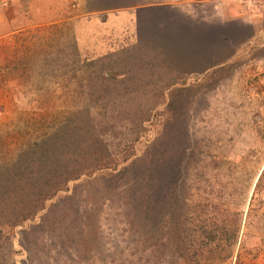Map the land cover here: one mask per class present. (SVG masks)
I'll return each instance as SVG.
<instances>
[{"label": "rangeland", "instance_id": "obj_1", "mask_svg": "<svg viewBox=\"0 0 264 264\" xmlns=\"http://www.w3.org/2000/svg\"><path fill=\"white\" fill-rule=\"evenodd\" d=\"M203 43L235 55L183 73ZM147 172L264 264V0H0V264H154L123 215Z\"/></svg>", "mask_w": 264, "mask_h": 264}, {"label": "trees", "instance_id": "obj_2", "mask_svg": "<svg viewBox=\"0 0 264 264\" xmlns=\"http://www.w3.org/2000/svg\"><path fill=\"white\" fill-rule=\"evenodd\" d=\"M133 35L136 38L135 34ZM127 37H130V35ZM124 108H128V106ZM116 119L117 121L121 120V118ZM124 119L129 122L126 124V128L137 132L141 121L139 116H130ZM103 126L106 127L108 125L103 121L101 127ZM94 143L90 140L84 146H86V149H89L91 148L90 145ZM99 147L100 150L103 149L100 145ZM177 155L180 156V152ZM147 158V156L144 158V163H146ZM63 168L62 162L58 170H52L47 174L50 176L53 174L59 175ZM149 173H146L143 181H140V183L139 181L136 183L130 182L131 189H128V195L125 196L123 211L127 228L133 234L138 235L134 247L141 258H144L146 261H152L154 264H157L162 257L177 258L180 264H224L231 258L233 260L231 264H252L243 259L248 260V257L234 253L236 236L238 234L236 223H238L240 218L237 213L234 215L233 220H227L230 223L228 224L230 227L225 229H216L207 224L204 226L202 224L200 226L188 224L189 222H186L187 215L185 214V210L176 209V211L171 212L170 206H173L174 198H177L172 197L173 199L167 200L170 197L169 192L171 190L167 191V198L163 197L162 192L164 189H162L161 194L158 196L155 195L154 191L151 194ZM117 175L116 173L105 178L109 182H105V185L111 190L114 187L113 181ZM72 176H75V174L66 175L65 179ZM149 176L151 177V174ZM47 179L48 177L45 178V180ZM47 184L50 185L51 183ZM134 186H138L139 188L135 190L136 187L134 188ZM165 187L168 188L170 186L166 183ZM66 198L70 199L71 195L66 196ZM68 207L72 210L73 203L68 204ZM52 208L53 205L43 214L40 220L41 224L47 220L54 221L51 217ZM69 209L65 210V212H68ZM232 223L235 225L232 226ZM63 226H66V223ZM30 231L32 232V229ZM256 256L257 254L252 258H256Z\"/></svg>", "mask_w": 264, "mask_h": 264}, {"label": "crops", "instance_id": "obj_3", "mask_svg": "<svg viewBox=\"0 0 264 264\" xmlns=\"http://www.w3.org/2000/svg\"><path fill=\"white\" fill-rule=\"evenodd\" d=\"M241 20H243L245 22H250L246 18H242ZM240 22H242V21H240ZM190 37H192V36H190ZM190 39L195 40L196 38L192 37ZM203 44H204V48L199 47V49H198V48L194 47V48L190 49V51H189V49L187 50L188 53L185 55V57L190 59V61L187 62L188 67L186 66L185 68H182L183 73H190V74L191 73H194V74L204 73V72L208 71L210 68L214 67V65H216L218 63L228 62L235 55L234 50L228 54L224 53L221 55V54H219L221 47L215 48L216 45L210 46L209 44L207 45L206 43H203ZM218 55L221 57L218 58ZM187 63H185V64L187 65ZM182 76H183V74H182Z\"/></svg>", "mask_w": 264, "mask_h": 264}]
</instances>
